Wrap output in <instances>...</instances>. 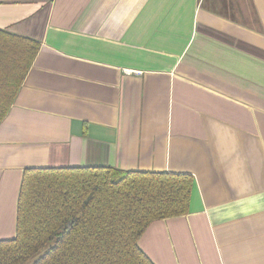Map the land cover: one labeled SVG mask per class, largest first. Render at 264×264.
<instances>
[{"label":"crops","instance_id":"obj_1","mask_svg":"<svg viewBox=\"0 0 264 264\" xmlns=\"http://www.w3.org/2000/svg\"><path fill=\"white\" fill-rule=\"evenodd\" d=\"M39 43L0 122V240L23 170L188 174L184 215L138 240L153 264H264V0H0Z\"/></svg>","mask_w":264,"mask_h":264},{"label":"trees","instance_id":"obj_2","mask_svg":"<svg viewBox=\"0 0 264 264\" xmlns=\"http://www.w3.org/2000/svg\"><path fill=\"white\" fill-rule=\"evenodd\" d=\"M39 43L0 29V122ZM188 174L114 167L26 168L15 237L0 240V264H153L138 240L155 220L184 215Z\"/></svg>","mask_w":264,"mask_h":264},{"label":"rangeland","instance_id":"obj_3","mask_svg":"<svg viewBox=\"0 0 264 264\" xmlns=\"http://www.w3.org/2000/svg\"><path fill=\"white\" fill-rule=\"evenodd\" d=\"M31 263V261H29L28 263H26V264H30Z\"/></svg>","mask_w":264,"mask_h":264}]
</instances>
